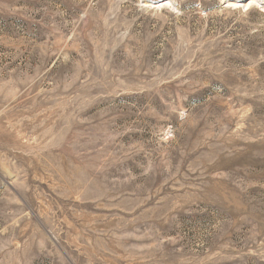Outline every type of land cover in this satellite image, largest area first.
<instances>
[{
	"label": "rangeland",
	"instance_id": "rangeland-1",
	"mask_svg": "<svg viewBox=\"0 0 264 264\" xmlns=\"http://www.w3.org/2000/svg\"><path fill=\"white\" fill-rule=\"evenodd\" d=\"M0 264H264V0H0Z\"/></svg>",
	"mask_w": 264,
	"mask_h": 264
}]
</instances>
